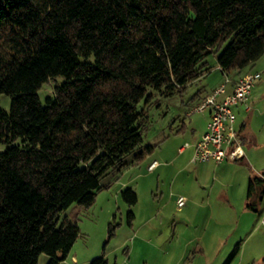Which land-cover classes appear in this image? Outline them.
Wrapping results in <instances>:
<instances>
[{"label":"trees","instance_id":"1","mask_svg":"<svg viewBox=\"0 0 264 264\" xmlns=\"http://www.w3.org/2000/svg\"><path fill=\"white\" fill-rule=\"evenodd\" d=\"M211 53L225 74L259 59L264 0H0V93L11 98L0 107V264H37L42 252L60 264L79 228L59 215L89 206L101 176L137 150V103L148 89L181 91ZM120 194L137 200L130 187ZM263 194L264 173L248 180L247 206Z\"/></svg>","mask_w":264,"mask_h":264},{"label":"rangeland","instance_id":"2","mask_svg":"<svg viewBox=\"0 0 264 264\" xmlns=\"http://www.w3.org/2000/svg\"><path fill=\"white\" fill-rule=\"evenodd\" d=\"M204 61L208 71L188 83L181 91L164 93L148 89L149 98L145 100L143 97L137 103V110L142 112V141L137 150L124 157L121 167L112 168L101 176V188L89 206L73 203L59 215L58 224L72 220L79 228L70 253L60 264H88L92 258L101 254L105 255L107 264H224V261H214L219 247H225L230 253L239 239L240 251L244 252L243 262L262 264L264 228L259 218L262 200L258 201L260 208L246 210L240 207L238 195L236 210H222L221 215L215 211L207 231H203L206 216L203 217L202 212L197 216L200 217L199 222L187 226L175 209L172 194L176 195L178 178L190 173V167L173 181L177 164H171V156L176 153L177 145L189 140L190 118L192 122L196 119L200 121L205 115L195 112L187 116L190 110L187 102L193 93L209 90L223 82L225 77L217 68L215 54L207 55ZM60 81V78H55L42 84L37 91L41 103L45 102L47 95L52 94L54 85ZM257 81L252 87V93L260 96V93H264V75L261 84L256 85ZM10 100L8 94L0 93V107L5 111L9 110ZM261 101L264 106V97ZM252 131L258 134V143L264 140V114L260 113L252 123ZM147 146L151 149L145 152ZM5 147L6 144L0 142V151ZM140 150L144 151L143 156L135 158V153ZM258 151L261 152L258 154L264 153V144L258 146ZM154 158L161 160L164 165L168 162V167L161 166L148 172L147 164ZM126 187L132 188L137 195L133 205L121 198L120 191ZM129 212L133 214L130 218ZM237 220L240 224L236 227ZM109 228L112 229L110 234ZM203 232L205 236H210L211 232L217 234L225 242H207L204 238L200 246L198 235ZM203 244L206 247L200 253L198 250ZM48 259L49 255L42 252L37 264H46ZM252 259L258 260L255 263L254 260L251 262ZM231 264H236V260Z\"/></svg>","mask_w":264,"mask_h":264},{"label":"crops","instance_id":"3","mask_svg":"<svg viewBox=\"0 0 264 264\" xmlns=\"http://www.w3.org/2000/svg\"><path fill=\"white\" fill-rule=\"evenodd\" d=\"M263 56L264 54L262 55V57L256 60L257 63L256 61L254 62L255 67L252 66L254 64L253 63L251 65L252 67L249 66L246 67V69L244 68L242 70H231L229 73H227V76H229L232 80H235L244 73L246 74L258 71V73L260 72V78L258 81L256 80V85L261 84L263 82L262 76L264 75V60L261 61L264 58ZM217 68L221 71V73H223L218 64ZM219 84L209 90H205L202 93H193V95L187 102L188 105H190L189 109L203 101ZM230 88L231 86L227 85V90H230ZM252 92L248 100V103L251 107L249 111L245 110L244 106L242 105H238L233 108V111L235 113L234 126L240 137L241 146L244 152L243 156L240 159L233 161L223 160L220 162L208 160L198 163H192L190 161L191 155L193 153V145L205 131L206 123L209 117V108L199 112L205 113L204 118L200 121L198 119L193 120V124L192 119L190 118L189 122L191 125V134L189 140H185L184 142L177 145L176 153L171 156V164L173 166L174 163L177 164V170L174 173L173 181H175L186 168L190 167V170L188 172H190L191 174L188 173L187 175H183L182 177L178 178V184L175 188L176 195L172 194L173 201L175 202V209L177 210V215H180V217L182 218L181 221L187 224V226H192L196 222H199L200 217L197 216L200 212H202L203 217L204 215L206 216V223H204L203 231H207L210 225V221H212V219L214 218L215 211H218V213L221 215L222 210H236L238 195L241 203L240 207H244V209L246 210H251L247 206L250 201V199L247 198L246 195L248 180L255 176H262V174L264 173V153L258 154L261 152H256L258 150V146L264 144V140H261L258 143V134L252 131V123L255 121V119L258 118L260 113L264 114V106H262L263 104L261 101V99L264 97V93H260V96H257ZM183 143H186L187 147L182 151H179V148L183 145ZM152 161H157L158 164L152 170H147L148 172H153L161 166L168 167V162L164 165V163L161 160H157V158H154ZM152 161L147 164V169L148 165ZM157 175L160 174L157 173ZM179 195L186 196L185 203L181 207H177L176 205L175 198H177V196ZM252 200L254 201L256 209L260 208V202L258 201H263L259 213V216H261L264 210V194L261 198L255 196ZM239 224L240 222L239 220H237L235 222V226L237 227L239 226ZM212 232L210 236H205L204 232L198 235L200 246L202 245V243H204V238H206L207 242L210 240H213L214 243L225 242L224 238H218L217 234L214 235ZM238 243L240 245V239L238 240ZM205 247L206 245L203 244V246L199 248L198 252L201 253V251ZM240 248L241 247L238 246L237 252L228 263L231 264L233 260H236V264H249L247 261L243 262L244 252H241ZM228 251L229 250L225 247H219L214 261H221L219 263H222V261L225 262L229 255ZM71 256L72 258L76 259L74 255ZM205 257H207V255ZM261 258V262L262 264H264V256ZM253 260L254 259H252L251 262H253ZM257 260L258 259L254 260L255 263L257 262ZM63 261L64 260H62L61 262ZM211 264L213 263L211 262Z\"/></svg>","mask_w":264,"mask_h":264},{"label":"built area","instance_id":"4","mask_svg":"<svg viewBox=\"0 0 264 264\" xmlns=\"http://www.w3.org/2000/svg\"><path fill=\"white\" fill-rule=\"evenodd\" d=\"M224 76L223 82L186 113L187 116H190L195 112L209 108L205 131L193 145V153L190 158L192 163L208 160L233 161L240 159L244 154L240 137L234 126L233 108L242 105L247 111L251 109L248 100L255 81L260 78V72L244 73L235 80H232L227 74ZM227 85L231 86L230 90H227ZM186 147L187 144L183 143L179 151ZM157 164V161H152L148 165V170H152ZM185 199L186 196H177V207H181L185 203ZM260 225L264 228V210L260 216Z\"/></svg>","mask_w":264,"mask_h":264}]
</instances>
